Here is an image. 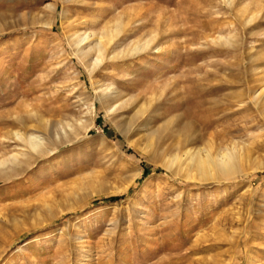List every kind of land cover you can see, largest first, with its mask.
I'll use <instances>...</instances> for the list:
<instances>
[{
  "label": "rangeland",
  "instance_id": "1",
  "mask_svg": "<svg viewBox=\"0 0 264 264\" xmlns=\"http://www.w3.org/2000/svg\"><path fill=\"white\" fill-rule=\"evenodd\" d=\"M263 84L264 0H0V264H264Z\"/></svg>",
  "mask_w": 264,
  "mask_h": 264
},
{
  "label": "bare ground",
  "instance_id": "2",
  "mask_svg": "<svg viewBox=\"0 0 264 264\" xmlns=\"http://www.w3.org/2000/svg\"><path fill=\"white\" fill-rule=\"evenodd\" d=\"M53 6H55V4H53ZM48 24H51V23H48ZM106 42H105L103 36L92 37L90 34L89 35L88 34L85 35V37H83V39L81 40L80 44H84V45L87 44L84 47V49H83V51H84V53L86 55L91 54L92 51L96 52V54H97L96 58L93 61V68L98 63L102 62V60H103L102 57L104 56V49H105V46H106ZM148 42H149V40H148ZM143 44H145V43H143ZM136 46H137V48H139V47L142 46V44L138 43V44H136ZM144 48H145V46H144ZM111 94H113V93H111ZM263 95H264V84L262 86H260L256 90L255 95H254V98H255V100L258 101L259 99L262 98ZM111 111H113V110H111ZM60 128H61L60 126H57V125L52 124V123L47 124V132H48V135L50 137H56V139L58 141H61L62 136H61L60 133L62 132V130L60 131ZM63 133H66V129H63ZM18 134H19V132H16L15 133L16 137H18L19 139H21L20 134L19 135ZM29 143L33 147V149H38V148H41V147H45L47 145V142H46L45 138L41 137L40 135H38L36 133L35 134L32 133L30 135ZM151 143H152L151 141L148 143L147 148L151 147V145H152ZM187 153H188V151H187ZM21 155H23V154H21ZM198 155H199L198 157L201 156L200 154H198ZM2 160L3 161L0 160V167L3 166L2 168H5L4 165H6V164H8L10 162H12V164H13V162L15 163L18 160V155H13L9 159H7V160H4V159H2ZM19 160H20V157H19ZM176 161H177V155L176 156H173V157L171 156L169 158V160H168V162L170 164H174ZM193 163H194V161H193ZM195 163L197 164V166L200 169V176H201L202 179H206L208 176H211L212 175V173H210V171H209L210 170L209 163H211V162L208 163V161L206 159H203V157H200V158H196L195 159ZM223 173L225 175H235L237 173V170L234 167H232L230 164L226 163L225 164V167L223 169ZM137 174H138V172H135V175H137ZM135 178H137V177H135Z\"/></svg>",
  "mask_w": 264,
  "mask_h": 264
}]
</instances>
